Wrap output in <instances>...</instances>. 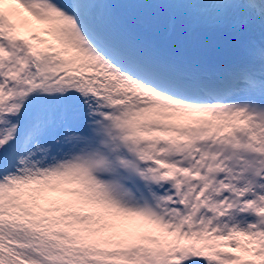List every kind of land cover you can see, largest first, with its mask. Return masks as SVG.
<instances>
[{
	"label": "snow or ice",
	"instance_id": "1",
	"mask_svg": "<svg viewBox=\"0 0 264 264\" xmlns=\"http://www.w3.org/2000/svg\"><path fill=\"white\" fill-rule=\"evenodd\" d=\"M0 264H264V0H0Z\"/></svg>",
	"mask_w": 264,
	"mask_h": 264
}]
</instances>
